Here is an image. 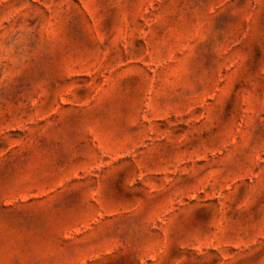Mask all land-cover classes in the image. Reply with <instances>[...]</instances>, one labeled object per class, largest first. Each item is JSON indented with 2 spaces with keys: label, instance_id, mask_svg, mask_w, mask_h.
<instances>
[{
  "label": "rangeland",
  "instance_id": "rangeland-1",
  "mask_svg": "<svg viewBox=\"0 0 264 264\" xmlns=\"http://www.w3.org/2000/svg\"><path fill=\"white\" fill-rule=\"evenodd\" d=\"M0 264H264V0H0Z\"/></svg>",
  "mask_w": 264,
  "mask_h": 264
}]
</instances>
